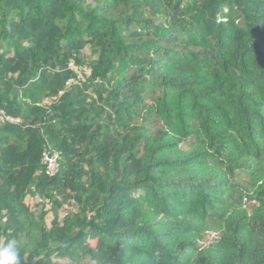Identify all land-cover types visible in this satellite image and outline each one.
<instances>
[{
	"label": "trees",
	"instance_id": "obj_1",
	"mask_svg": "<svg viewBox=\"0 0 264 264\" xmlns=\"http://www.w3.org/2000/svg\"><path fill=\"white\" fill-rule=\"evenodd\" d=\"M0 110L18 264H264V0H0Z\"/></svg>",
	"mask_w": 264,
	"mask_h": 264
},
{
	"label": "rangeland",
	"instance_id": "obj_2",
	"mask_svg": "<svg viewBox=\"0 0 264 264\" xmlns=\"http://www.w3.org/2000/svg\"><path fill=\"white\" fill-rule=\"evenodd\" d=\"M86 53H88V51H86ZM152 54V52H150ZM78 76H83V72L76 70ZM134 134H140L141 130H140V126L137 125L135 126L134 130H133ZM241 179H244V177L242 176ZM24 203L31 209L32 212L34 213H38L42 210L43 207H45L46 210H50V205L47 204L46 201H44L40 196H38L36 193H31V194H27L24 196ZM79 210L77 202L76 201H72L70 204L65 205L62 207V209L60 211H58L57 215L59 217L60 220H62L66 215L75 213ZM52 218V214L49 213L46 217V221L47 223L50 222ZM216 236L213 234H207L205 237V242H209L213 239H215ZM1 247V246H0ZM53 263H58V264H73L70 260H68L67 258L65 259H61V260H52ZM80 264H94L93 262H91L89 259H84L82 260V262Z\"/></svg>",
	"mask_w": 264,
	"mask_h": 264
},
{
	"label": "clouds",
	"instance_id": "obj_3",
	"mask_svg": "<svg viewBox=\"0 0 264 264\" xmlns=\"http://www.w3.org/2000/svg\"><path fill=\"white\" fill-rule=\"evenodd\" d=\"M0 264H18L16 242L9 241L6 246L0 247Z\"/></svg>",
	"mask_w": 264,
	"mask_h": 264
},
{
	"label": "built area",
	"instance_id": "obj_4",
	"mask_svg": "<svg viewBox=\"0 0 264 264\" xmlns=\"http://www.w3.org/2000/svg\"><path fill=\"white\" fill-rule=\"evenodd\" d=\"M10 121V119L6 116L4 111L0 110V125L5 124ZM56 155L51 154H43V164L45 166L46 173L49 176L54 175L56 169Z\"/></svg>",
	"mask_w": 264,
	"mask_h": 264
}]
</instances>
